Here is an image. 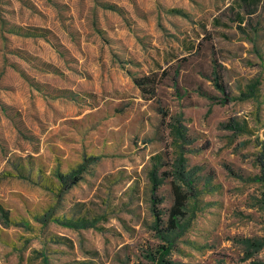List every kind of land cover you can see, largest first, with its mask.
<instances>
[{
	"label": "rangeland",
	"instance_id": "obj_1",
	"mask_svg": "<svg viewBox=\"0 0 264 264\" xmlns=\"http://www.w3.org/2000/svg\"><path fill=\"white\" fill-rule=\"evenodd\" d=\"M261 162L264 0H0V264H264Z\"/></svg>",
	"mask_w": 264,
	"mask_h": 264
},
{
	"label": "trees",
	"instance_id": "obj_2",
	"mask_svg": "<svg viewBox=\"0 0 264 264\" xmlns=\"http://www.w3.org/2000/svg\"><path fill=\"white\" fill-rule=\"evenodd\" d=\"M255 8H256V5L253 6L252 3L245 5V14H248V15L253 14L255 12ZM238 14H240V13H238ZM238 20H239V22H241L243 20V18L240 16ZM213 74H214V77L211 80H212L214 86L222 93L223 101L244 100V99L252 96V95L246 96L243 93L239 96L231 95L225 89L224 84H223V80H222V75L219 73V71H217L215 69V67H214ZM134 83L139 88H141V89L143 88L142 90H144V91H145V89H144L145 86H150V88L148 89L149 90L148 92H152L153 94L155 92V79H152V78L146 76V77L134 79ZM175 130H176L177 136H180V137L183 136V133L180 131V129L178 127H176ZM91 162H92L91 159L85 157L83 159V161L81 163H79L75 169L71 170L69 172V174L65 176V179H63V181L73 179L76 182L80 178L79 177L80 174H82L83 172L86 171L89 163H91ZM260 166H261V176H258L257 180L264 181V162H261ZM177 175L181 180L185 181V177H184L182 171H177ZM155 182H157V181L155 180ZM172 191H173V195H174V202H173V204L169 210V217H168L167 228H166V232H168V233H171L177 229L178 224H179L178 223V217L183 216L184 213L181 209L185 206V201H186V195L180 190V187L178 185L173 184L172 185ZM153 211L155 213V216H159V213L157 210H153ZM0 212L3 214V217L7 218L8 213L2 208L1 205H0ZM158 220L159 219L157 217V220L155 223L157 229H158V223H159ZM63 222L67 226H70V224H72L70 221H63ZM88 226H92V225H88ZM158 232L161 233V230L158 229ZM169 250H170V244L168 246H160L155 251L157 256L155 257L154 255H152L151 258L155 259L157 261V263L160 264V263L164 262V258L168 254Z\"/></svg>",
	"mask_w": 264,
	"mask_h": 264
}]
</instances>
